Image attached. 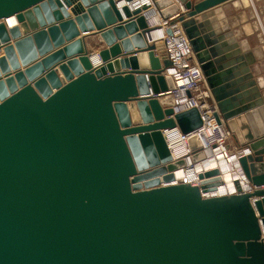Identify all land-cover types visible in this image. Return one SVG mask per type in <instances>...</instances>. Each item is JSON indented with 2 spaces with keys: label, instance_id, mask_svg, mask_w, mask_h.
<instances>
[{
  "label": "water",
  "instance_id": "obj_1",
  "mask_svg": "<svg viewBox=\"0 0 264 264\" xmlns=\"http://www.w3.org/2000/svg\"><path fill=\"white\" fill-rule=\"evenodd\" d=\"M132 1L0 0V20L16 21L0 22V264H264L263 86L213 19L232 0H151L183 29L216 121L249 150L238 162L251 190L235 181L219 198L202 196L217 170L170 185L185 163L162 131L188 134L201 118L161 106L170 62L150 7ZM89 32L105 46L96 55L78 38ZM188 147L203 159L197 137Z\"/></svg>",
  "mask_w": 264,
  "mask_h": 264
},
{
  "label": "built area",
  "instance_id": "obj_2",
  "mask_svg": "<svg viewBox=\"0 0 264 264\" xmlns=\"http://www.w3.org/2000/svg\"><path fill=\"white\" fill-rule=\"evenodd\" d=\"M145 5L150 8L153 7L151 0L150 3ZM136 7L140 6H135L133 4V8ZM12 17L15 18V16ZM8 20L9 18L7 20H4V18L0 20V22L4 23L6 29L11 27ZM146 22L150 27H153L154 24L147 18ZM157 26L161 28L162 33L161 37L158 39L162 44V57L170 62V66L165 69L164 75L170 76L175 85L173 90L160 97L167 96L169 100L164 104L160 102L161 100L159 98V102L163 108H169L174 113L195 108L198 110L201 118V126L188 134H182L177 127L162 131L167 148H169L168 150L172 157V162L183 160L185 166L180 169L196 167L200 174L209 171L206 167L207 163L217 164L216 167L211 170L218 171L217 176L220 178L221 183L216 188H219L224 184L223 181H221L222 170L219 168L220 164L236 160L239 171L246 181L238 160L243 155H246L249 150L241 147H239V149L230 147V141L233 135L222 120H220V122L216 121L215 115L218 117L220 116L216 102L210 89L206 85L205 77L195 59L183 29L179 23H170L169 21L161 19V17L159 18ZM167 29H170L171 35L166 34ZM191 137L198 138L200 142L198 151L203 154V159L196 163L191 161V157L194 153L189 150L188 147V140ZM235 181L237 180L233 182ZM179 183L199 186L200 180L197 175L196 178L188 181L173 180L170 185ZM250 190L249 187L247 191L243 192H248ZM235 193L237 192H233L231 195Z\"/></svg>",
  "mask_w": 264,
  "mask_h": 264
},
{
  "label": "crops",
  "instance_id": "obj_3",
  "mask_svg": "<svg viewBox=\"0 0 264 264\" xmlns=\"http://www.w3.org/2000/svg\"><path fill=\"white\" fill-rule=\"evenodd\" d=\"M212 9L216 12L213 19L220 31L232 33L233 40L243 42L244 50L253 57L251 58L255 62L250 68L254 78L261 81L263 86L261 92L264 98V0H232ZM150 10L153 11V9ZM154 14L156 13H149V15ZM92 33L94 32L80 33L78 38L85 39L86 50L89 53H97L105 46L98 36L89 37ZM158 53L163 56L162 50ZM230 147L239 149L240 146L230 142Z\"/></svg>",
  "mask_w": 264,
  "mask_h": 264
},
{
  "label": "bare ground",
  "instance_id": "obj_4",
  "mask_svg": "<svg viewBox=\"0 0 264 264\" xmlns=\"http://www.w3.org/2000/svg\"><path fill=\"white\" fill-rule=\"evenodd\" d=\"M150 3V0H133L131 2L130 7L131 9H133V4L135 6H143L145 4ZM150 9H153V11H151ZM148 10V12H146V18L151 21L154 25V32L152 33V38L153 40L156 41V45H157V50H159V45L160 42L158 39L161 37V28H159L158 22H159V14L157 13V11L155 10L154 7L150 8ZM151 11V12H149ZM156 13L154 15H149V13ZM9 25L12 27L13 25L16 24L15 18L11 17L8 20ZM161 50H162V44H161ZM96 55V53H94ZM94 54H92V62L93 64H97L99 63V58L96 57ZM160 102L162 103H166V101L169 100V97L164 96L162 98H160ZM217 164L214 163H207L206 167L208 170L214 169L216 167ZM219 168L222 170V176H221V181H223V186L219 187V188H215L214 190L210 191V192H205L203 194V198H211V197H223V196H229L231 195L233 192H237L236 191V187H235V183L233 182L234 180H237L236 183H238V185L241 187L242 191H247L249 186H248V182H246L243 179V175L240 173L239 168H238V163L236 160H232L230 162H225L220 164ZM196 169V170H195ZM199 170L196 167H189L186 169H177L174 171L173 173V177L175 181H188L190 179H194L197 177V175H199Z\"/></svg>",
  "mask_w": 264,
  "mask_h": 264
},
{
  "label": "rangeland",
  "instance_id": "obj_5",
  "mask_svg": "<svg viewBox=\"0 0 264 264\" xmlns=\"http://www.w3.org/2000/svg\"><path fill=\"white\" fill-rule=\"evenodd\" d=\"M193 2H195V0H192ZM159 50H160V52H161V42H160V45H159ZM163 51V50H162ZM230 142H232L233 143V145L234 144H237V142H236V140H235V138L232 136V139H231V141Z\"/></svg>",
  "mask_w": 264,
  "mask_h": 264
}]
</instances>
